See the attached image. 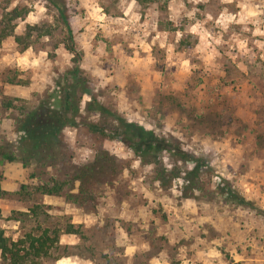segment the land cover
Returning <instances> with one entry per match:
<instances>
[{"label": "rangeland", "instance_id": "rangeland-1", "mask_svg": "<svg viewBox=\"0 0 264 264\" xmlns=\"http://www.w3.org/2000/svg\"><path fill=\"white\" fill-rule=\"evenodd\" d=\"M64 80L80 100L55 168L23 166L17 120L58 110ZM112 115L164 140L167 183L89 130L111 132ZM0 145L15 158L0 159V230L34 233L35 219H5L38 204L42 228L81 234L62 232L41 264H264V0H0ZM79 168L81 205L33 194Z\"/></svg>", "mask_w": 264, "mask_h": 264}, {"label": "trees", "instance_id": "trees-1", "mask_svg": "<svg viewBox=\"0 0 264 264\" xmlns=\"http://www.w3.org/2000/svg\"><path fill=\"white\" fill-rule=\"evenodd\" d=\"M133 1L141 8L155 2V0ZM59 16L64 22L63 15L60 11ZM64 24L68 30L65 22ZM68 37L72 41L69 30ZM77 71V68H75L73 73L71 72L70 74L74 75ZM66 81L64 80L66 84L61 90L62 98L58 110L51 109L44 104H39L37 107L31 108V110L23 112V117L17 120V129L15 132L18 138L17 145L20 153L18 160L23 166H28L29 163L33 162L40 167L55 168L52 164V161L55 159L53 154L55 143H58L61 131L65 127L75 124L74 117L78 113V102L80 100V96L77 95V90H75L78 81L73 80V83L70 85H67ZM17 83L10 80L9 84L19 85ZM80 93L90 95L88 90L85 89ZM6 107H10V105L7 106L6 104ZM99 109L100 106L96 108V112ZM101 112H103L102 109ZM112 117L115 124L111 132H109L110 134L95 124L90 125L89 130L110 140L122 143L132 152L138 162L151 164L156 168V170H153L159 183H167L169 179L165 175L167 170L162 167L160 160V154L169 149L164 140L158 138L152 132L144 130L135 123L127 122L117 115H112ZM10 153L8 154V151L0 145V159L14 161L15 158L10 156ZM181 159L185 162L189 161L192 164L195 161L194 158L185 154ZM197 171L198 165L194 164L189 174L195 177ZM64 177L66 179L63 181H57L53 178H50L49 181L40 180L33 187V194H38V197L58 196L61 194L67 201L78 206L81 205L87 195L85 189V184L88 182L87 176L79 168L78 170L74 169L71 174L65 173ZM4 181L5 179L0 173V198L6 195L1 186ZM219 188V186L216 187V190ZM219 190H226L225 194L228 199H234L237 201L236 203L244 204V199L236 195L229 187L227 189L220 188ZM38 208V204H33L25 213L11 212L10 216L5 219V221L11 223H23L25 218H31L35 219L36 224L34 233H27L15 240L9 239L4 231L0 230V264H41L49 257L50 252L57 245L58 238L62 232L70 235H81L71 224L65 226L64 231L61 228L55 227L42 228L44 222L38 221Z\"/></svg>", "mask_w": 264, "mask_h": 264}]
</instances>
